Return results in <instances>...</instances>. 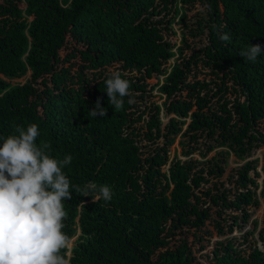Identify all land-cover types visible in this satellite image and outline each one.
<instances>
[{"label":"trees","instance_id":"16d2710c","mask_svg":"<svg viewBox=\"0 0 264 264\" xmlns=\"http://www.w3.org/2000/svg\"><path fill=\"white\" fill-rule=\"evenodd\" d=\"M257 43L262 52L245 61L239 52ZM113 69L134 101L118 111L104 83ZM98 98L104 117L89 115ZM162 110L173 114L164 125ZM31 123L53 158L72 156L62 168L70 186L113 192L109 202L74 190L62 201V231H79L61 250L70 264H264V216L261 246L250 221L258 160L225 177L223 151L169 154L185 124L186 155L226 146L249 158L264 146V0H0V137Z\"/></svg>","mask_w":264,"mask_h":264},{"label":"clouds","instance_id":"9594fccd","mask_svg":"<svg viewBox=\"0 0 264 264\" xmlns=\"http://www.w3.org/2000/svg\"><path fill=\"white\" fill-rule=\"evenodd\" d=\"M220 39L230 42L232 38L222 33ZM261 52L257 43L241 49L239 55L255 62ZM104 83L114 110L123 108L125 97L129 104L134 102L130 82L118 70L106 72ZM106 114L98 98L89 115ZM14 130L17 135L0 137V264H70V257L61 252L72 243L62 231L67 217L62 201L71 199L74 190L91 195L94 203L109 202L113 192L110 186L92 181L83 187L70 186L62 168L71 163L72 156L57 160L49 154V143L38 145L40 130L35 123Z\"/></svg>","mask_w":264,"mask_h":264},{"label":"rangeland","instance_id":"374dc122","mask_svg":"<svg viewBox=\"0 0 264 264\" xmlns=\"http://www.w3.org/2000/svg\"><path fill=\"white\" fill-rule=\"evenodd\" d=\"M191 14V13H190ZM172 27L174 30H176V34L174 35H170L169 39L172 40V42H176L177 44H179L180 42V35H179V25L177 23V18H175L172 21ZM202 75H200L201 77ZM26 79V76L23 75L21 77L15 78L13 81L14 82H20L23 83ZM163 79V78H161ZM156 82L155 78L150 79V84H154ZM153 100H155L158 104H162L163 102V97L158 89L155 88L153 91ZM161 120H162V124L164 125L165 123L168 122L169 118L173 116V114L167 115L165 114V112L162 110L161 111ZM189 121V118L186 119V123ZM186 128V124L184 126H182L181 131L175 135L173 137V142L172 145L170 147V159L173 158L174 156L182 159V160H186L189 158L192 159H197V160H206L209 159L211 156H213L216 152L218 151H223L226 154V174L225 177L228 175V173L233 170L234 168L244 164L247 160H252V159H257V170L260 173V177L258 178V182H259V188L257 190L258 192V196L260 199V205L258 208L253 210V215L250 219V221H252L253 219H256L258 222V227L257 230L254 232V239L256 240L257 244L261 246V241L259 240V230L262 227V219L264 216V200L261 196V188H262V179L264 177V174L262 172V165L264 163V146L259 147L252 156H250L249 158H240L237 157L229 148H227L226 146H218L215 147L213 150H211L210 152H208L205 156H203L200 153V150H196L192 153H190L189 155L185 154V151L188 149V143H187V137L184 136V131ZM209 228H211L212 226H208ZM253 225L251 224V222L243 229V231H239V230H234L232 234H230V236H241V234L246 231L247 229H252ZM79 234V231H77V234H75L74 236H72L70 238V240L72 241V243L70 244V246L68 247V254L70 252V250L72 249L73 245L75 244V240L77 239V235ZM216 232L213 233L212 236V240L215 241L216 239H218L219 237L216 236ZM251 239V237H249ZM252 240V239H251Z\"/></svg>","mask_w":264,"mask_h":264},{"label":"water","instance_id":"95a60500","mask_svg":"<svg viewBox=\"0 0 264 264\" xmlns=\"http://www.w3.org/2000/svg\"><path fill=\"white\" fill-rule=\"evenodd\" d=\"M28 74H29V72H28Z\"/></svg>","mask_w":264,"mask_h":264}]
</instances>
